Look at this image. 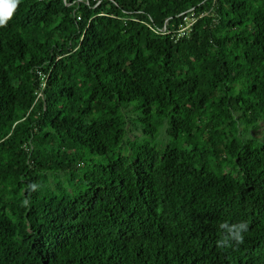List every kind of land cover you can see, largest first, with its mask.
<instances>
[{
    "label": "trees",
    "instance_id": "trees-1",
    "mask_svg": "<svg viewBox=\"0 0 264 264\" xmlns=\"http://www.w3.org/2000/svg\"><path fill=\"white\" fill-rule=\"evenodd\" d=\"M0 264H264V0H0Z\"/></svg>",
    "mask_w": 264,
    "mask_h": 264
},
{
    "label": "clouds",
    "instance_id": "clouds-1",
    "mask_svg": "<svg viewBox=\"0 0 264 264\" xmlns=\"http://www.w3.org/2000/svg\"><path fill=\"white\" fill-rule=\"evenodd\" d=\"M33 188H35V185H33ZM218 227L222 232L221 238L216 241L218 247H228L233 242L236 244L242 243V234L247 231V224L245 222L228 223L225 221L221 222Z\"/></svg>",
    "mask_w": 264,
    "mask_h": 264
},
{
    "label": "built area",
    "instance_id": "built-area-1",
    "mask_svg": "<svg viewBox=\"0 0 264 264\" xmlns=\"http://www.w3.org/2000/svg\"><path fill=\"white\" fill-rule=\"evenodd\" d=\"M189 12L191 13V16H192V10H190ZM184 21H185V26H184L182 29H180L181 31H184V30L190 28L191 25H192L193 22H194V21H190L189 16L184 17Z\"/></svg>",
    "mask_w": 264,
    "mask_h": 264
}]
</instances>
